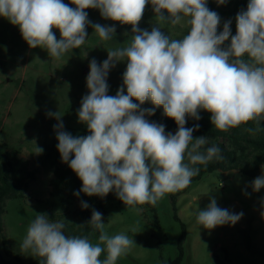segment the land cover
<instances>
[{
    "label": "clouds",
    "instance_id": "9594fccd",
    "mask_svg": "<svg viewBox=\"0 0 264 264\" xmlns=\"http://www.w3.org/2000/svg\"><path fill=\"white\" fill-rule=\"evenodd\" d=\"M226 2L216 0L218 5ZM149 3L157 21L186 24L187 35L170 39L158 26L141 30L138 24ZM71 4L75 7L63 0H0V17L19 27L30 48L45 49L57 60L88 38L85 9H98L104 19L131 25L127 47L108 50L101 65L95 59L89 64V94L81 100L78 118L90 134L73 137L62 130V123L56 125L58 151L82 181L80 192L103 198L115 190L129 209L155 206L166 194L187 188L199 174L196 165L223 159L218 146H208V137L193 138L200 126L185 127L186 117L199 120V112L207 111L212 125L223 132L264 119V0H248L246 10L238 12L235 35L231 20L218 32L220 17L207 7V0H71ZM92 27L101 40L112 39L116 31L98 23ZM53 29L59 30V40ZM124 60L123 86L110 96L108 71ZM146 101L154 107L142 110ZM159 107L177 124L175 134H166L163 124L145 118ZM48 115L61 117L58 112ZM252 187L264 188V174ZM81 207L89 205L82 202ZM242 215L218 207L213 198L197 212L196 223L211 230L234 225ZM87 224L100 232L95 245L87 236L65 235L63 221L37 213L27 226L21 251H30L39 264H115L135 243L123 233L110 236L99 211H92Z\"/></svg>",
    "mask_w": 264,
    "mask_h": 264
},
{
    "label": "rangeland",
    "instance_id": "374dc122",
    "mask_svg": "<svg viewBox=\"0 0 264 264\" xmlns=\"http://www.w3.org/2000/svg\"><path fill=\"white\" fill-rule=\"evenodd\" d=\"M63 3L75 7L71 0ZM85 11L90 21L86 27L88 38L78 49L70 50L58 60L51 58L45 49L30 48L19 27L0 17V148L19 153L20 158L29 162V169L36 171L24 199L8 200L3 217L10 248L26 263L39 261L30 251L20 248L27 226L36 214L45 213L52 221L71 225L76 221L75 211L79 207L77 204L63 210L45 204L52 191L50 182L54 174L42 163L43 149L57 139L58 124H63L64 132L88 129L79 121L78 110L82 98L89 94V64L95 59L101 65L108 58V50L127 47L133 35L131 25L104 19L98 9ZM218 15L219 32L227 20ZM97 23L115 27L113 38L101 40L92 27ZM154 26L160 27L170 39H182L189 31L186 24L173 26L157 21L149 3L138 27L151 31ZM53 32L59 40V30L53 29ZM126 67L127 60L110 67L106 78L108 95L115 96L123 86ZM124 94H127L126 87ZM57 112L61 116L59 120L55 115H48ZM262 174L264 165L256 177L238 171H214L178 196L179 191L166 194L152 209L138 205L137 211L127 208L123 202L105 201L107 233L110 236L123 233L135 242L115 264H169L176 260L183 233L181 223L175 220L176 214L187 228L181 264H264V188L254 191L252 187L255 178ZM213 198L218 207L233 214L243 213L241 219L234 225L225 224L211 230L200 227L196 214L206 209ZM88 238L94 245L99 242L96 233L90 232ZM105 258L106 252L100 259Z\"/></svg>",
    "mask_w": 264,
    "mask_h": 264
},
{
    "label": "trees",
    "instance_id": "16d2710c",
    "mask_svg": "<svg viewBox=\"0 0 264 264\" xmlns=\"http://www.w3.org/2000/svg\"><path fill=\"white\" fill-rule=\"evenodd\" d=\"M247 4L248 0H227L223 5H218L216 0H207V7L211 11L220 14L227 21H232V35L236 33L235 17L241 10H246ZM229 43L230 38L222 47H226ZM133 103L139 102L133 99ZM140 107L142 110H145L152 109L154 105L146 101ZM199 115L201 117L199 120L186 117L187 122L185 127L191 128L199 124V129L193 132V138L200 136L208 137V146H218L223 159H213L207 166L196 165L200 169L199 174L194 176L190 185L179 191L177 196L182 192H186L193 183L201 180L205 175L218 170L238 171L249 177L258 176L264 165V121H260L259 124L256 121H249L246 124H241L239 127L223 132L212 125L210 119L211 113L201 110ZM145 118L149 122L163 124L166 134L177 131V124L173 119L164 115L162 107L156 108L153 115H146ZM66 133H69L73 137H86L90 134L86 128L71 130ZM57 145L58 140L56 139L51 145H47L43 149L42 163L45 167L52 170L54 174V178L50 182L52 191L45 204L48 207H61L63 210L70 209L72 206L78 204L79 207L75 211L76 221L71 225L65 223V228L63 229L65 235L89 237L90 232L100 235L98 230L92 229L91 225L87 224L91 219L92 211H99L102 214L103 222H105L108 219L105 201H122L117 198L115 190L110 191L103 198L99 196H87L80 192L82 181L71 170L68 163L62 161ZM71 158H74V155ZM35 178L36 171L29 169V162L20 158L19 153H12L0 148V264H39V261L26 263L21 255L10 248L3 222L7 201L14 198L24 199L30 182L34 181ZM77 192L80 193L79 196L74 195ZM82 202L87 203L89 207L83 209L81 207ZM139 206L149 209L154 208L150 204ZM175 220L181 223L183 230L180 243L181 251L177 259L170 261L169 264H181L184 257L182 244L187 237V228L179 220L177 214ZM79 225H83V227Z\"/></svg>",
    "mask_w": 264,
    "mask_h": 264
}]
</instances>
